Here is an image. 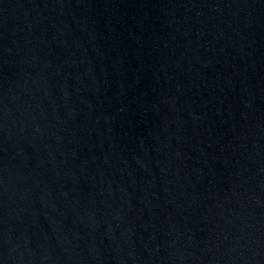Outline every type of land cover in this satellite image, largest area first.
I'll list each match as a JSON object with an SVG mask.
<instances>
[{
    "label": "water",
    "instance_id": "water-1",
    "mask_svg": "<svg viewBox=\"0 0 264 264\" xmlns=\"http://www.w3.org/2000/svg\"><path fill=\"white\" fill-rule=\"evenodd\" d=\"M0 264H264V0H0Z\"/></svg>",
    "mask_w": 264,
    "mask_h": 264
}]
</instances>
